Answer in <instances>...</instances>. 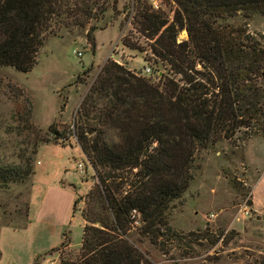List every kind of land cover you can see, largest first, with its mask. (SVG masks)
<instances>
[{
	"label": "trees",
	"instance_id": "16d2710c",
	"mask_svg": "<svg viewBox=\"0 0 264 264\" xmlns=\"http://www.w3.org/2000/svg\"><path fill=\"white\" fill-rule=\"evenodd\" d=\"M107 3L0 0V68L30 72L46 40L62 30L78 28L94 48V32L110 25L106 15L117 11L120 0ZM124 10L154 56L148 61L152 71L136 74L109 59L78 109L73 135L97 182L82 210L81 246L61 254L60 264H157L140 243L147 240L169 254L173 242L202 238L180 235L169 212L194 180L197 154L240 132L264 136V47L233 23L239 16L264 17V0H161L159 9L151 0H130ZM184 31L188 38L180 40ZM122 42L148 50L130 35ZM55 125L47 132L52 137L41 142L65 145L69 137ZM32 159L0 166V185L35 174ZM134 211L141 221L136 228ZM64 237L35 264L70 246L67 231Z\"/></svg>",
	"mask_w": 264,
	"mask_h": 264
},
{
	"label": "rangeland",
	"instance_id": "374dc122",
	"mask_svg": "<svg viewBox=\"0 0 264 264\" xmlns=\"http://www.w3.org/2000/svg\"><path fill=\"white\" fill-rule=\"evenodd\" d=\"M129 1L120 0L117 11L107 13L110 25L94 32V48L78 28L62 30L46 40L30 72L0 68V166L18 167L33 158L35 171L25 182L0 185V229L5 225H26L32 199L41 188L58 178L77 183L79 189L75 190H79L81 199L72 232L65 230L73 245L56 252L59 258L61 254L78 252L84 224L80 214L86 206V195L97 182L95 171L73 135L78 109L109 59L136 74H146L148 61L154 58L146 39L133 31L131 17L126 20L124 4ZM107 2L112 4V0ZM163 9L171 14L169 6L163 5ZM233 23L264 47V17L247 20L239 16ZM126 35L148 50L125 47L122 39ZM187 38L185 31L179 36L180 40ZM54 123L56 129L67 133L65 145L41 142L52 137L47 132ZM234 140H224L197 154L194 180L169 210L170 224L180 235L202 238L173 242L168 247L169 254L161 253L147 240L139 244L157 264H264V136L240 132ZM84 160L87 180L76 170V161ZM82 181L86 184L82 185ZM245 204L251 210L248 217L241 214ZM137 232H132V240L138 237Z\"/></svg>",
	"mask_w": 264,
	"mask_h": 264
},
{
	"label": "crops",
	"instance_id": "0c3cea01",
	"mask_svg": "<svg viewBox=\"0 0 264 264\" xmlns=\"http://www.w3.org/2000/svg\"><path fill=\"white\" fill-rule=\"evenodd\" d=\"M58 179L48 184L45 189L41 188L34 200L31 197L29 222L25 226L1 227L0 264H35L39 255L48 253L62 244L66 229L72 232V221L77 214L74 206L79 196V190L75 189L79 187L77 183ZM83 182L81 184L85 185L86 183ZM71 245H73L72 242ZM49 261L51 264H60L59 253L46 255L40 264H46Z\"/></svg>",
	"mask_w": 264,
	"mask_h": 264
},
{
	"label": "built area",
	"instance_id": "2783aa9c",
	"mask_svg": "<svg viewBox=\"0 0 264 264\" xmlns=\"http://www.w3.org/2000/svg\"><path fill=\"white\" fill-rule=\"evenodd\" d=\"M152 2V5L155 9H159L160 8V1L159 0H151ZM79 55L82 56V53L81 52H78ZM146 73H150L151 72V69L148 67L147 70L145 71ZM86 160V159H85ZM84 160L83 161H76V170L77 172L79 173L80 176H82V178H86L87 177L85 176L86 173H87V167H86V161ZM241 214L244 216V217H248L251 215V210H250V207L245 204L242 206L241 208ZM133 219H134V227H138L141 225V221L139 218H137V213L136 211L133 212ZM212 217H215V215L213 214Z\"/></svg>",
	"mask_w": 264,
	"mask_h": 264
},
{
	"label": "bare ground",
	"instance_id": "6f19581e",
	"mask_svg": "<svg viewBox=\"0 0 264 264\" xmlns=\"http://www.w3.org/2000/svg\"><path fill=\"white\" fill-rule=\"evenodd\" d=\"M186 32V31H185Z\"/></svg>",
	"mask_w": 264,
	"mask_h": 264
}]
</instances>
